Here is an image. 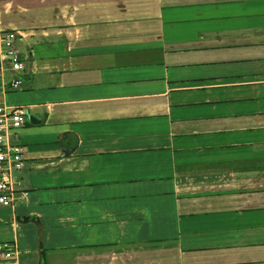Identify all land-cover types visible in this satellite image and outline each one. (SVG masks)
<instances>
[{
  "label": "crops",
  "instance_id": "1",
  "mask_svg": "<svg viewBox=\"0 0 264 264\" xmlns=\"http://www.w3.org/2000/svg\"><path fill=\"white\" fill-rule=\"evenodd\" d=\"M6 29L17 264H264V0H0Z\"/></svg>",
  "mask_w": 264,
  "mask_h": 264
},
{
  "label": "built area",
  "instance_id": "2",
  "mask_svg": "<svg viewBox=\"0 0 264 264\" xmlns=\"http://www.w3.org/2000/svg\"><path fill=\"white\" fill-rule=\"evenodd\" d=\"M17 36L13 29L0 31V204L6 206L24 198L17 187V171L24 167L26 156L24 146L14 138L25 122L28 109L26 105L9 104L4 99L7 91L19 88L22 83L24 60L15 43ZM18 253L15 239L0 240V264H17Z\"/></svg>",
  "mask_w": 264,
  "mask_h": 264
},
{
  "label": "rangeland",
  "instance_id": "3",
  "mask_svg": "<svg viewBox=\"0 0 264 264\" xmlns=\"http://www.w3.org/2000/svg\"><path fill=\"white\" fill-rule=\"evenodd\" d=\"M16 89H18V88H16ZM16 89H14V90H16ZM13 92V90H9V91H7L5 94L6 95H9L10 93H12Z\"/></svg>",
  "mask_w": 264,
  "mask_h": 264
}]
</instances>
